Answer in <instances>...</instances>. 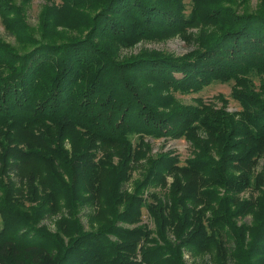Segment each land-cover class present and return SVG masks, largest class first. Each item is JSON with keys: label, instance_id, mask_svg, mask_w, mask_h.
I'll return each instance as SVG.
<instances>
[{"label": "trees", "instance_id": "obj_1", "mask_svg": "<svg viewBox=\"0 0 264 264\" xmlns=\"http://www.w3.org/2000/svg\"><path fill=\"white\" fill-rule=\"evenodd\" d=\"M30 2L0 0L5 29L31 47L0 39V264H264V12L234 0H194L189 15L183 0H62L40 18L39 41ZM192 27L202 36L183 57L122 54ZM232 81L240 111L176 97ZM151 140H186L194 156L153 157ZM168 177L169 191L150 193ZM80 206L96 231L75 218ZM144 210L154 229L123 227ZM48 215H61L55 233L38 227Z\"/></svg>", "mask_w": 264, "mask_h": 264}, {"label": "rangeland", "instance_id": "obj_2", "mask_svg": "<svg viewBox=\"0 0 264 264\" xmlns=\"http://www.w3.org/2000/svg\"><path fill=\"white\" fill-rule=\"evenodd\" d=\"M23 1L24 0H18L17 5H22ZM234 1L235 4L232 6V8L234 10L237 9L241 13L245 12V15L264 12V0H234ZM183 3L186 6L185 14L189 15L194 7V0H183ZM61 5H62V0H31L29 8L26 9L25 11V21L27 25L30 27V29H32L30 33L31 35L34 36V38L38 39L39 41H44V38L42 37L43 31L39 29L40 18H42L44 13L47 10H49V8H53L55 11V8H58ZM225 5L227 7H231L229 4H225ZM85 28L86 27L82 29ZM58 29L63 30V28L61 27H59ZM77 32L78 31H68V33L65 35L68 37H71V35H76L77 37H85L87 34V32L86 33L83 32L82 34H78ZM200 36H202V32L200 28L192 27V28H188L186 31L181 32V34L179 33L178 35L170 39H167L165 41L140 42L135 46H133L132 48L123 49L122 54L132 57L134 55H138L144 50H149V51L159 52L160 55L166 54L168 56L171 55L174 57H183L189 53H192L196 49L197 39ZM0 39L5 43L9 44L10 46H12V48H14L16 51L21 53L31 49L30 46L25 45V43L20 42L18 39H16L15 36L8 33V31L5 29L3 25L1 18H0ZM253 82L256 85V87L260 86V79L258 77L254 78ZM234 84L235 83L233 81L228 83L217 82L206 87L203 91H201L198 94H189V95L177 94L176 97L181 102L188 105H194L195 99L201 98L206 104H210L217 108H222V107L226 108L229 112H236L241 110V106L236 100H234L232 96ZM132 140L133 142H136V137H133ZM150 142L152 145L151 155L156 158L161 153L172 152L174 153L173 155L179 157L180 163L184 165L187 159L194 156L193 148L191 147L190 143L187 142L186 140H170V141L151 140ZM140 173H141L140 170H136L133 173L134 177H132L129 182V188L130 191L132 192L135 189L134 183L142 180L143 178L141 177ZM16 178L17 177H13V179ZM172 182H173L172 177H168L166 187L153 188L150 189L149 191L150 193L160 192V194H164L165 192L169 191V187ZM17 187L25 188L26 185H23V183L19 181ZM251 194L252 191L246 193L245 196L248 197ZM256 195H258L257 191H253V196ZM0 197H1V191H0ZM144 198L148 199V201H152L147 192H145ZM31 204L34 205V203ZM26 205L29 206L30 203H26ZM77 211L78 213L75 216V218L78 220L79 224L83 227V229H85L86 231H96L98 229L97 225H95V227L92 229L90 228V225L87 223L88 218L86 213L89 211L88 208L80 206ZM67 213H69V211L64 209L62 215H67ZM60 219H61V215H53V216L48 215L45 218L41 219L40 223L38 224V227L45 228L46 231L55 233L57 231V221H59ZM252 220L253 218L251 216L246 219V221L249 223L252 222ZM142 225H148L150 228L154 229V223L151 219H149L147 212L145 210L140 224L125 225L123 227L132 229ZM2 226H3V220L0 216V229L2 228ZM154 236L155 235H153V237ZM153 237L151 236V238ZM66 243H68L67 240ZM67 245H69V243ZM208 260L209 258L206 257L205 255H201L200 257L194 259L191 258L189 255L184 257L185 264H211L208 262Z\"/></svg>", "mask_w": 264, "mask_h": 264}]
</instances>
